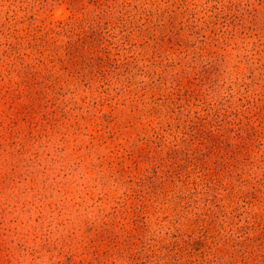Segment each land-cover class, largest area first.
Wrapping results in <instances>:
<instances>
[{
    "label": "rangeland",
    "instance_id": "374dc122",
    "mask_svg": "<svg viewBox=\"0 0 264 264\" xmlns=\"http://www.w3.org/2000/svg\"><path fill=\"white\" fill-rule=\"evenodd\" d=\"M0 264H264V0H0Z\"/></svg>",
    "mask_w": 264,
    "mask_h": 264
}]
</instances>
